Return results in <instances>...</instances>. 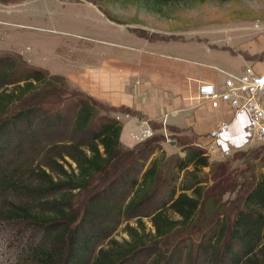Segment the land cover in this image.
<instances>
[{"label": "trees", "instance_id": "obj_1", "mask_svg": "<svg viewBox=\"0 0 264 264\" xmlns=\"http://www.w3.org/2000/svg\"><path fill=\"white\" fill-rule=\"evenodd\" d=\"M104 112L65 77L0 56V201H21L6 202L0 223L46 230L28 264H264V173L233 218L219 203L200 234L193 227L217 191L200 176L210 167L206 152L185 143V157L164 175L163 140L124 149L122 123ZM225 172L218 166L212 182ZM123 223L128 238L120 242L113 236ZM178 231L189 236L172 239Z\"/></svg>", "mask_w": 264, "mask_h": 264}, {"label": "rangeland", "instance_id": "obj_2", "mask_svg": "<svg viewBox=\"0 0 264 264\" xmlns=\"http://www.w3.org/2000/svg\"><path fill=\"white\" fill-rule=\"evenodd\" d=\"M83 3L98 6L111 17L114 24L103 20L102 15H99L93 6ZM0 9L7 10L0 11V19L13 23L8 25L0 22V26H4V40H0V56L23 55L24 59L30 61H27L30 67L65 77L71 89L90 97L101 106L104 114L114 118L120 112L118 109L105 105L104 100L92 98L87 92L71 84L67 78L76 76L80 70L94 65L92 60L97 61L98 54L94 52L98 51L97 48L101 45L94 39H103L107 35V38L121 41L124 32L125 39H130L127 35L130 33L165 47L169 54H174L172 56L196 57L205 45L210 49H222L234 56H242L252 62L250 65L255 70L257 69L254 65L264 61V0H122L102 3L96 0H0ZM226 60V66H240L238 58L234 60V57H230ZM219 70L223 69H217V72ZM100 92L105 93L101 89ZM121 112L135 114L124 109ZM160 125L151 123L150 129L147 130L154 132L153 136L144 138L143 134L147 131L144 130L134 142L161 138L166 153L163 171L164 175H167L171 163L185 157L186 152L182 145H194L195 137L190 132L174 128L164 131ZM132 130L131 126H126L123 144L124 141L131 140L129 132ZM168 139L176 142L173 149L165 144ZM123 144L121 147L127 149ZM247 144L251 146L231 151V154L224 158L207 153L210 167L203 169L200 176L206 179L208 187L215 186L217 191L204 205L193 230L200 231V234L208 231L216 220V212L214 218H209L210 211L219 203L224 205L228 216L233 218L242 205L243 195L249 184L264 173V143L251 144L247 139ZM194 146L198 147L196 144ZM221 165H225L226 172L223 180L215 184L212 182V175ZM174 177L177 175L172 174L169 178ZM183 178L184 173L180 175V179ZM180 181L177 183L181 184ZM7 201L21 203L9 194L1 199L0 210L8 209L5 207ZM171 217L178 218L173 214ZM143 221L148 231H154L148 219ZM131 225L135 226V221ZM125 226L126 223H123L113 236L120 242L128 238ZM45 233V228L0 223V264H28L26 259L30 255L27 254ZM184 234L183 231H178L172 239L189 236V233Z\"/></svg>", "mask_w": 264, "mask_h": 264}, {"label": "crops", "instance_id": "obj_3", "mask_svg": "<svg viewBox=\"0 0 264 264\" xmlns=\"http://www.w3.org/2000/svg\"><path fill=\"white\" fill-rule=\"evenodd\" d=\"M83 4L93 6L103 20L114 24L98 6ZM0 11L7 12L6 9ZM0 22L13 24L4 19ZM2 27L1 41L4 40ZM124 35L123 32L121 41L107 38V35L103 39H94L101 45L94 52L98 54L97 61L92 60L94 65L80 70L76 76H67L75 87L120 111L115 116L123 125L120 144H123L127 125L133 130L129 132L131 140L126 138L123 145L131 148L138 144L134 140L144 130L150 129L151 123H158L164 131L174 128L192 133L198 147L217 144L233 152L251 146L247 144L245 134L246 116L237 115L227 103L201 102L197 97L200 83L222 84L223 76L217 69L240 73L247 66H252V62L229 51L210 49L205 45L196 57L172 56L174 54H169L165 47L156 43L130 33L127 34L130 39H125ZM230 57L238 58L240 66H226L224 61ZM254 66L264 74V61ZM122 109L135 114L121 112ZM171 143L176 142L168 139L165 144L173 149Z\"/></svg>", "mask_w": 264, "mask_h": 264}, {"label": "built area", "instance_id": "obj_4", "mask_svg": "<svg viewBox=\"0 0 264 264\" xmlns=\"http://www.w3.org/2000/svg\"><path fill=\"white\" fill-rule=\"evenodd\" d=\"M224 76L223 83L217 86L213 83H200L198 97L201 102L221 101L227 103L237 115L248 119L245 134L251 144L264 143V74L252 66L246 67L241 73L235 74L219 70ZM151 131L144 132V138H150ZM218 137V134H215ZM207 153L228 157L229 149L221 148L217 144L200 147Z\"/></svg>", "mask_w": 264, "mask_h": 264}, {"label": "water", "instance_id": "obj_5", "mask_svg": "<svg viewBox=\"0 0 264 264\" xmlns=\"http://www.w3.org/2000/svg\"><path fill=\"white\" fill-rule=\"evenodd\" d=\"M171 145H175V143H171Z\"/></svg>", "mask_w": 264, "mask_h": 264}]
</instances>
